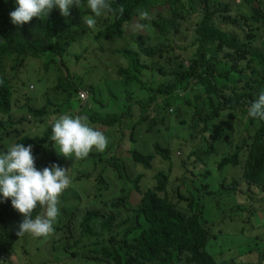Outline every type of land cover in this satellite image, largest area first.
I'll return each instance as SVG.
<instances>
[{
    "label": "trees",
    "instance_id": "1",
    "mask_svg": "<svg viewBox=\"0 0 264 264\" xmlns=\"http://www.w3.org/2000/svg\"><path fill=\"white\" fill-rule=\"evenodd\" d=\"M197 1L199 0H108L117 13L115 15L105 14L103 29L94 36L97 41L123 39L126 35V28L139 15L138 10H147L157 16V18L153 17L146 21L153 26L151 28L155 30V39L148 32L133 37L137 49H124L121 52V56L128 60V66L118 69V77L125 85L131 83L143 85L151 95L145 101H133L134 99L130 96L128 113L122 115L121 118L117 114L93 112L92 110L97 109L93 107L91 114L87 115L91 126L110 128L118 125L117 127L122 129L123 120L128 119L134 122L131 135H135L137 128L145 124H149V132H154V128L160 125V122L150 116L149 109L157 102L158 97L165 95V98L170 101L174 96L180 98L188 91H198L196 95L198 101L204 102V108L200 110L199 120L196 123L198 126L202 125L203 134L209 130L210 123H215V121L220 120L221 123L225 122L228 125L234 122V119H225L227 115L221 117L224 112L230 113L233 118V111L250 107V103L254 102L261 90H264V41H261L259 45L255 44L257 39L255 32L264 28V0L262 2L242 0L251 12L250 14L243 12L240 20L229 14L224 21L227 26L232 27L229 31L216 25L212 18L213 14L208 8H203L202 19L194 23L193 47L195 50L192 56L187 61L185 60L186 62H178L179 57H174L176 43L172 38L182 33L183 25L189 21L192 14V4ZM201 1H204L206 5L207 0ZM120 6L124 8L122 14L118 11ZM165 6L167 8H164ZM16 7L18 5L15 0H0V135L8 138L15 137L16 143H21L25 147L31 145L37 153L41 150L45 152L49 150L45 164L40 168L35 165L38 170L42 171L45 167H51L54 164L67 170L64 165L68 167L72 163L66 164L65 161L53 156V142L49 140L51 125L46 126L42 135L35 137L26 136L23 130L18 129L17 126L29 122L31 118L43 124L45 117L57 111L53 110L54 106L49 109L52 106L49 103L41 108L29 106L26 107V116L14 118L16 89L6 74V66H8V60L39 59L50 52L55 57L63 58L70 45L78 42L80 37L86 33L84 18L94 14L86 6V0H82L80 7L73 5L68 17L62 16L59 9H54L48 17L45 16L41 20L33 18L29 23L16 26L10 17V12ZM161 8L164 11L160 10ZM242 22H244L243 25H241ZM236 28L238 32H246L245 36L242 37L236 33ZM147 30L148 27H146ZM146 60L155 63L164 62L171 66L167 68V71H164L165 68H156L159 75L168 76L169 79L165 84H157L151 89L145 86L142 80L145 73L153 72V67L156 66L155 64L148 66ZM61 64L65 68L64 62ZM65 69L68 71L67 68ZM60 72H62L61 67ZM57 76L58 83L54 86V90L61 91L69 98L75 95L80 99V91L86 89L84 84L74 85L69 71L67 76L61 73ZM87 88L91 90L94 103H96L93 86L88 85ZM169 101L166 102L167 106H169ZM135 106H138L140 110V117L136 121H134ZM160 119L162 124L165 118ZM247 124L255 130V134L246 139L244 143L245 147L249 144V154L243 178L253 188L248 198L254 201L256 200V188L262 189L259 195H264V184H261L264 176V121L248 116ZM229 129L232 128L229 127ZM158 131L161 132L160 129L156 131L160 133ZM217 134L218 132L209 135L211 141L208 135H201L207 138L211 153L215 152V145L220 142V135ZM117 137L123 140L121 133ZM131 141L133 149L127 152L128 156H121L120 153L116 156H108L104 153L90 152L86 158H83L84 160H81V162H91L90 170L102 166V169L100 167L99 171L98 168L95 171H98L99 184H106V188L109 184H113L106 178V172L111 169L118 175L119 182H125L126 187H122L116 199L110 203L102 200V204L98 206L97 200L102 199L109 189L103 193L99 190L93 195L92 200L94 199L96 204L85 206L83 221L80 225V236L86 238L89 245L82 246L78 253L77 251L72 252L70 249L74 246H70L71 248L68 249L71 251V256L88 258L92 261L96 260L94 258L97 256H102L96 261L105 262L104 264H229L225 261L218 262L209 250L217 236L210 232V227L207 225L208 219H204L205 205L199 200L200 196H197L202 188H194L191 194L186 187L187 195L183 196L178 193L179 199L176 201L174 196L168 192L170 180L165 173H159L156 186L145 191L139 185L141 176L132 179L129 173L124 175V168L128 170L129 166V163L125 165V161L133 162V171H135L137 164L150 169L151 161L157 154H160L165 161L171 158V150L163 149L164 147L159 142L153 146L154 155H144L136 149L137 141L135 142L134 137H131ZM228 159H225L221 168L227 165ZM81 175L90 178L93 174L83 172ZM80 178L81 176L77 177V179ZM69 188L70 186L67 189ZM207 190L208 186H205V193ZM136 193L141 195L140 201L133 204L132 194ZM227 201L229 198L226 195L223 203ZM107 209H111V213ZM44 211L45 209L38 204L33 210L32 218L42 215ZM22 220V214L13 208L11 199L3 198L0 201V256L11 250L20 239L16 232ZM88 248L90 250L85 254ZM241 256L236 253L232 262L237 261ZM257 260V264L264 262V251L257 253Z\"/></svg>",
    "mask_w": 264,
    "mask_h": 264
},
{
    "label": "rangeland",
    "instance_id": "2",
    "mask_svg": "<svg viewBox=\"0 0 264 264\" xmlns=\"http://www.w3.org/2000/svg\"><path fill=\"white\" fill-rule=\"evenodd\" d=\"M262 1L260 0V2ZM242 2V0H207L205 5L204 1L199 0L192 4V14L189 21L183 25L182 33L176 38H172L173 42L176 43L174 57H179L177 61L186 62L195 50L193 47L194 23H198L202 19L203 8H208L213 14L212 18L216 25L229 31L232 27L227 26L224 22L229 14L240 20L243 12L248 14L251 12L248 5ZM160 10L164 11L163 8ZM148 13L150 19L157 18L156 14L153 13L152 15L150 11ZM87 16L94 17V15ZM94 18L97 21L95 28H87L86 33L80 37L79 41L70 45L63 58L55 57L50 52L39 59L8 60L6 74L16 89L13 107L14 118L26 116V107L29 106L41 108L49 103L52 105L49 109L54 106L53 110L57 111V113H51L50 116L45 117L43 124L35 121V118H31L29 122L17 126L18 129L24 131V135L29 137L42 135L46 126L51 125L53 119L62 114L87 117L92 111H98L117 114L121 118L122 115L128 113L130 96L134 99L133 101H145L151 95L143 85L137 83L125 85L118 77V69L128 66V60L121 56V52L124 49H137L133 37L148 32L155 39V30L151 28L153 26L147 23V20H140L138 15L126 28V35L123 39L97 41L94 36L103 29L106 16L104 14ZM137 23L144 24L145 27L138 30L135 28ZM146 27H148L147 31ZM235 32L242 37L246 34L244 31L238 32L237 28ZM255 35L257 36L255 44L259 45L261 41H264V28L259 32L256 31ZM174 61L176 60L174 59ZM61 62H64L65 68L68 69L74 85L84 84L86 89L82 91L89 93L87 102L81 101L75 95L69 98L61 91L54 90V86L58 83L57 75L61 73L67 76L68 74ZM145 62L150 67L153 64L156 65L153 67V72L147 71L145 73L142 79L145 86L147 85L151 89L157 84H165L168 81V76L159 75L156 68H165L163 70L167 71V68L169 69L171 66L164 62L155 63L150 60ZM60 67L62 72H60ZM88 85L94 88L96 103H94L91 90L87 88ZM198 93V91H188L183 93L180 98L174 96L170 101L165 98V95H160L157 102L149 109L150 116L160 122V125L154 128V132H149V124H145L137 128L135 135H131V127L134 122L128 119L123 120L122 129H119L118 125L110 128L93 126L104 133L108 138V144L102 152L96 150L91 152L104 153L108 156H116L119 153L121 156H128L127 152L133 149L131 137H134L135 142L137 141L136 149L144 155H154L153 146L157 142L164 147L163 149L169 148L171 150L170 160L165 161L160 154H157L155 159L151 161L150 169H146L142 164H137L135 171H133V162L125 161V165L129 163V166L127 167L128 170L124 168V175L129 173L132 179L141 176L139 185L145 191L156 186V178L159 173L163 172L169 176L168 192L174 196L176 201L179 199L178 193L183 196L187 195L186 187L191 194L194 188H202L198 195L195 194L200 196L199 200L205 205L204 219H208L207 225L210 227V232L217 236L216 241L212 242L209 249L215 255L216 260L218 262L225 261L229 264H257V253L264 251V195H259L262 189L258 187L255 191L256 200L250 201L248 194L252 193L253 188L243 178L249 154V144L245 147L244 143L246 139L255 134V130L247 124L249 107L233 111V118L230 113L224 112L221 117L227 115L225 119H234V122L228 125L225 122L221 123L220 120L215 121L216 125L210 123L209 130L203 134L201 132L202 125H196L197 120H199V112L204 108V102H199L197 99ZM167 100L169 106L166 104ZM161 104H163L162 107ZM93 107L97 109L91 111ZM134 114V121H136L140 117L138 106H135ZM160 118H165L162 124ZM88 123L90 124L89 121ZM228 126L232 129H229ZM158 129L161 130V132L158 131L160 133L156 132ZM215 132L220 135V142L215 145V152L211 153L207 138L205 139L201 135H208V139L211 141L209 135H214ZM120 133L123 140L117 137ZM16 141L15 137L8 138L0 135V145H3L0 147V153L6 152ZM53 149L54 157L65 161L66 164L72 163L68 167L64 165L69 170L68 175L71 183L70 188L64 190L59 198L60 214L54 224V232L42 238H33L26 234L15 243L11 250L3 253L4 258L0 259V264L105 263L96 261L102 256H97L94 258L96 260L92 261L83 257L74 258L70 253L71 251L78 253L82 246L89 245L88 240L80 236V225L83 221L85 206L96 204L95 200H92L93 195L99 190H102L103 193L109 189L102 199L97 200V206L102 204V200L110 203L118 197L120 190L122 187H126V184L119 182L118 175L110 169L106 172V178L114 185L109 184L106 188V184H99L97 176L100 167L102 169L101 165L95 170H90L92 167L90 161L81 162L84 159H76L74 155L66 158L58 153V146H53ZM34 150L32 149V154L37 162L35 165L40 168L47 161L46 155L49 150L46 152L41 150L40 153L34 152ZM48 156L51 157V155ZM225 159H228L229 162L221 168ZM108 166L110 168L111 163ZM97 168L98 171L95 172ZM71 171L73 172L72 175ZM83 172L93 175L86 178V176L81 175ZM78 176L81 178L77 179ZM262 183L264 184V176ZM205 186H208L207 193L204 191ZM226 195L229 201L223 203ZM140 197L139 193L132 194V203L137 204ZM2 199L3 196L0 195V201ZM208 201L210 202L206 203ZM107 210L111 213V209ZM76 243L77 245H75ZM70 246H74L73 249H70L71 251L68 249ZM89 250L90 248L85 254ZM236 253L242 256L237 261L232 262Z\"/></svg>",
    "mask_w": 264,
    "mask_h": 264
},
{
    "label": "clouds",
    "instance_id": "3",
    "mask_svg": "<svg viewBox=\"0 0 264 264\" xmlns=\"http://www.w3.org/2000/svg\"><path fill=\"white\" fill-rule=\"evenodd\" d=\"M18 7L10 12L11 21L16 26L29 23L33 18L43 19L54 9H59L64 17L70 15L73 5L80 7L82 0H15ZM86 6L100 17L104 14L115 15L108 0H86ZM124 12L123 6L118 9ZM140 20H150L147 10H138ZM93 16L84 18V24L94 29L96 19ZM144 24L137 23L136 29H143ZM247 115L264 121V90H261L254 102L250 103ZM53 146H58V153L66 158L74 155L76 159L86 158L93 150L104 151L108 138L104 133L88 123L86 116L62 114L51 122ZM47 147V145L45 146ZM69 170L59 165L45 167L42 171L35 166L32 146L25 147L21 143L11 145L4 153H0V195L5 200L11 199L14 209L23 216L18 225L16 235L19 238L26 234L33 238H42L54 232V224L60 214L59 198L66 190L71 179ZM40 205L45 209L42 215L32 218L33 210ZM4 257L3 255L0 256Z\"/></svg>",
    "mask_w": 264,
    "mask_h": 264
},
{
    "label": "built area",
    "instance_id": "4",
    "mask_svg": "<svg viewBox=\"0 0 264 264\" xmlns=\"http://www.w3.org/2000/svg\"><path fill=\"white\" fill-rule=\"evenodd\" d=\"M88 97H89L88 92H85V91L80 92V99H82L84 102L88 100Z\"/></svg>",
    "mask_w": 264,
    "mask_h": 264
},
{
    "label": "crops",
    "instance_id": "5",
    "mask_svg": "<svg viewBox=\"0 0 264 264\" xmlns=\"http://www.w3.org/2000/svg\"><path fill=\"white\" fill-rule=\"evenodd\" d=\"M3 256H4V255H3ZM1 258H2V257H1ZM1 258H0V259H1ZM3 258H4V257H3Z\"/></svg>",
    "mask_w": 264,
    "mask_h": 264
}]
</instances>
